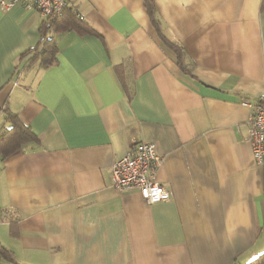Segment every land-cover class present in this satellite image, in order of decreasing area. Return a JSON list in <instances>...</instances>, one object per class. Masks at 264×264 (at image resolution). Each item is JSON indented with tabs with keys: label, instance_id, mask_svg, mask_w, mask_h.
<instances>
[{
	"label": "crops",
	"instance_id": "crops-1",
	"mask_svg": "<svg viewBox=\"0 0 264 264\" xmlns=\"http://www.w3.org/2000/svg\"><path fill=\"white\" fill-rule=\"evenodd\" d=\"M153 1L185 71L144 0H67L53 63L29 62L46 19L0 7V132L14 113L37 135L0 159V244L14 258L0 264H248L264 252V165L241 104L264 93V0ZM142 141L164 156L167 201L112 186L114 162Z\"/></svg>",
	"mask_w": 264,
	"mask_h": 264
},
{
	"label": "built area",
	"instance_id": "built-area-1",
	"mask_svg": "<svg viewBox=\"0 0 264 264\" xmlns=\"http://www.w3.org/2000/svg\"><path fill=\"white\" fill-rule=\"evenodd\" d=\"M16 4L36 9L45 19L61 16L68 7L67 0H0V7L8 11ZM250 108L249 142L257 165H264V93L255 101L243 100ZM164 162L158 144L142 141L130 152L116 160L112 166V186L118 192L136 190L148 204H157L170 199V192L155 178Z\"/></svg>",
	"mask_w": 264,
	"mask_h": 264
},
{
	"label": "trees",
	"instance_id": "trees-1",
	"mask_svg": "<svg viewBox=\"0 0 264 264\" xmlns=\"http://www.w3.org/2000/svg\"><path fill=\"white\" fill-rule=\"evenodd\" d=\"M144 4L146 6L147 12L150 16L152 24L156 28L158 36L162 41V44L172 50L176 56V64L180 67L182 71L186 70V66L184 64V56L185 50L182 45L177 42L170 41L166 36L165 32L161 29V22L159 20V14L154 5L153 0H144ZM68 8V7H67ZM66 8V10H67ZM57 17V18H47L41 29V37L38 45L35 48L30 49L31 55L29 58V62L36 59L40 56H45V58L49 57L50 62L56 61L55 58V47L56 42L54 40V33L58 27V21L66 17L65 13ZM74 14L72 11L70 12ZM71 15V14H70ZM73 22L81 23V20L71 15ZM71 27V24L68 25V28ZM29 57V56H28ZM26 63L25 67L27 66ZM131 93H133V89H131ZM6 124L2 131L0 132V159L4 160L9 155L19 150L25 142L36 141L37 135L32 132L28 127L22 124L21 120L18 118L17 114L9 113L6 117ZM7 259L10 261H14L13 254L8 249L0 244V260ZM248 264H264V252L252 260Z\"/></svg>",
	"mask_w": 264,
	"mask_h": 264
}]
</instances>
